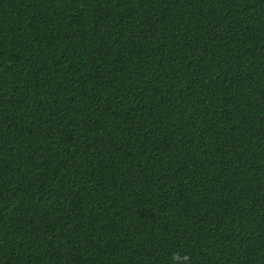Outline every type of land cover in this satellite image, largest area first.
Masks as SVG:
<instances>
[{
  "label": "trees",
  "instance_id": "obj_1",
  "mask_svg": "<svg viewBox=\"0 0 264 264\" xmlns=\"http://www.w3.org/2000/svg\"><path fill=\"white\" fill-rule=\"evenodd\" d=\"M0 264H264V0H0Z\"/></svg>",
  "mask_w": 264,
  "mask_h": 264
}]
</instances>
